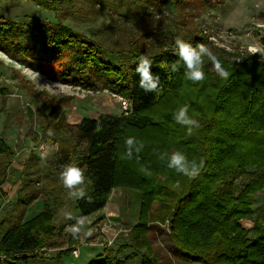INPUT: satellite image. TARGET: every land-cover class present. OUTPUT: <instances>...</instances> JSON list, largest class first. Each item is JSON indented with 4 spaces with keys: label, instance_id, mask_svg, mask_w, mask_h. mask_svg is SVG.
Listing matches in <instances>:
<instances>
[{
    "label": "trees",
    "instance_id": "16d2710c",
    "mask_svg": "<svg viewBox=\"0 0 264 264\" xmlns=\"http://www.w3.org/2000/svg\"><path fill=\"white\" fill-rule=\"evenodd\" d=\"M35 1L46 10L56 9L60 3ZM21 25L0 13V39L12 41ZM28 27L42 35L44 57L66 54L63 74L68 81L86 90L109 88L131 102L128 113L103 111L96 117L83 116L73 124L62 115L55 123L43 126L45 138L59 144L62 166L72 163L85 170L92 202L76 199L81 214L104 208L116 187L136 189L141 194L138 222L118 248L128 252L123 257L104 252V257L100 254L87 264H160L149 236L155 203L159 204L158 220L168 223L171 239L183 258L201 264H264V57L220 49L214 53L230 73L229 78L219 77L205 58V79L193 84L185 80L182 63L177 72L160 67L179 59L171 51L174 40L167 42L169 36L164 32L156 40H134L125 46L91 38L61 20ZM180 38L194 46L208 41L202 32L193 31ZM261 40L264 45V37ZM105 53L126 58L116 63ZM140 55L153 62L152 72L160 78L158 95L139 87L135 61ZM234 56H241L242 61L230 58ZM7 93V86L0 85V94ZM182 106H187L188 114L200 123L192 136L172 119V113ZM50 129L54 133L51 136ZM129 136L145 145L139 159L135 154L132 159H121ZM165 151H179L189 161L195 160L201 165L200 175L190 180L168 169L157 155ZM16 152L0 134V198L7 194L3 184ZM243 174L248 179L237 191L235 179ZM58 178L47 180L42 210L29 219H25V207L36 195L17 202L16 213L9 216L11 225L0 236V264H28L45 258L47 247L57 249L60 259L73 254L79 238L74 239L65 232L66 225L55 222L68 198L62 183L57 184ZM259 191H263L262 204L254 226L246 228L241 219L255 213L253 203Z\"/></svg>",
    "mask_w": 264,
    "mask_h": 264
},
{
    "label": "rangeland",
    "instance_id": "374dc122",
    "mask_svg": "<svg viewBox=\"0 0 264 264\" xmlns=\"http://www.w3.org/2000/svg\"><path fill=\"white\" fill-rule=\"evenodd\" d=\"M59 1L56 9L46 10L35 0H0V13L22 23L12 41L0 39V85L8 88L7 94H0V134L17 151L8 180L3 184L7 194L0 198V222L8 220L0 225V236L11 225L9 216L16 213L17 202L36 195L25 207V219H29L42 210L47 180L59 176L62 168L58 160L59 144L45 138L43 126L55 123L62 115L68 124H73L83 116H97L103 111L124 112L121 100H129L109 88L86 90L68 81L63 74L66 54L52 53L44 57L42 35L31 31L29 24L61 20L91 38L113 40L125 46L134 40H156L162 32L169 36V43L177 36L202 32L208 40L206 45L213 52L224 49L246 55L255 49L257 53L252 55L264 57L261 40L264 37V0ZM105 55L116 63L126 58ZM230 58L242 61L241 56ZM41 151L49 153L46 159H41ZM247 179V174L237 176L235 190L239 191ZM56 182L60 184L59 178ZM262 195L263 191L256 194L255 213L241 219L246 228L254 226ZM110 197L105 212H100L102 208L95 214L83 215L76 206V199L69 196L58 210L56 225L73 223L64 219L69 212L86 218V229L92 235H80L78 246H75L79 247V258L70 253L60 259L56 256L57 249L47 247L43 251L45 258L33 259L28 264H87L100 254L104 257L106 252L123 257L128 250L119 252L118 248L129 239L130 230L138 222L141 194L136 189L116 187ZM158 209L159 204L155 203L149 236L160 264H201L178 253L168 223L158 220Z\"/></svg>",
    "mask_w": 264,
    "mask_h": 264
},
{
    "label": "clouds",
    "instance_id": "9594fccd",
    "mask_svg": "<svg viewBox=\"0 0 264 264\" xmlns=\"http://www.w3.org/2000/svg\"><path fill=\"white\" fill-rule=\"evenodd\" d=\"M171 51L179 58L177 62L168 65L162 63L161 68L170 69L171 72H177L180 70L181 63L184 68V78L193 84L202 83L205 79V73L203 66L205 58L211 63L212 70L222 79L227 80L230 73L222 66V63L218 59L217 55L204 43H197L195 46L192 43L185 41L179 36L174 38L171 45ZM257 53L255 49L252 50V54ZM135 72L139 76V87L145 92H153L159 94L160 78L158 75H154L152 72L153 62L147 55H140L135 61ZM172 119L176 124H179L186 129V134L192 136L194 130L200 128V123L197 119L191 117L188 114V107H179L172 113ZM97 130H100L98 124ZM54 133L50 129L48 135L51 136ZM125 152L121 155V159H132L133 155L139 159V153L144 148V143L138 141L135 137L129 136L125 138ZM41 159H46L49 155L48 152L41 151L39 153ZM161 162L166 163L168 169H172L175 173L185 176L190 180L196 179L201 172V165L195 160L189 161L187 156L179 151L159 152L157 153ZM146 175H151L146 169H141ZM59 180L62 186L67 190V195L73 199L87 200L92 202L91 195L88 194L85 177V170L81 167L69 163L62 166L59 172ZM179 188V184L175 185ZM65 220L73 221L65 228V232L70 234L74 239H78L81 234L90 236L92 235L90 230L86 229V218L83 216H74L72 213H65ZM74 257L79 258L78 252L73 253Z\"/></svg>",
    "mask_w": 264,
    "mask_h": 264
},
{
    "label": "built area",
    "instance_id": "2783aa9c",
    "mask_svg": "<svg viewBox=\"0 0 264 264\" xmlns=\"http://www.w3.org/2000/svg\"><path fill=\"white\" fill-rule=\"evenodd\" d=\"M121 107H122V109H123L124 112L128 113L130 111V109H131V102H130V100H127V99L122 98V100H121ZM74 252H78V254H79V247H74L73 250H72V253H74Z\"/></svg>",
    "mask_w": 264,
    "mask_h": 264
},
{
    "label": "crops",
    "instance_id": "0c3cea01",
    "mask_svg": "<svg viewBox=\"0 0 264 264\" xmlns=\"http://www.w3.org/2000/svg\"><path fill=\"white\" fill-rule=\"evenodd\" d=\"M117 113H119V112H117ZM121 113V112H120ZM99 115V114H98ZM93 117H96V116H93ZM111 198V197H110ZM110 198H109V200H108V203L106 204V206L103 208V210L102 211H100V212H105V208L109 205V203H110ZM262 198H263V195H262ZM99 211H97V212H99ZM97 212H95V213H97ZM94 213V214H95ZM245 221H247V220H245ZM243 222H244V220H243ZM249 227H251V225H248Z\"/></svg>",
    "mask_w": 264,
    "mask_h": 264
}]
</instances>
